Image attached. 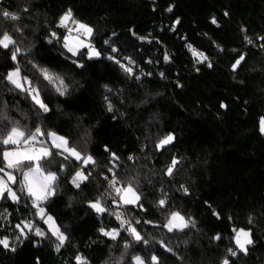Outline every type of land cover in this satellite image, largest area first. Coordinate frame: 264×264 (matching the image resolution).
<instances>
[{
  "label": "trees",
  "instance_id": "trees-1",
  "mask_svg": "<svg viewBox=\"0 0 264 264\" xmlns=\"http://www.w3.org/2000/svg\"><path fill=\"white\" fill-rule=\"evenodd\" d=\"M2 4L19 19L0 14V37L6 32L14 41L7 48L0 46V112L6 116L0 128L15 117L31 133L40 128L44 135L37 134V139L44 143L49 133L57 132L82 157L91 155L95 164L84 169L88 179L76 187L72 180L81 170L80 161L65 159L68 153L58 155L54 147L52 155L41 160L45 170L57 176L53 195L39 206L67 237L59 252V241L36 214L32 196L21 190L20 174L7 168L17 175L12 187L18 200L7 192L0 198V239L9 241L7 249L0 245V264H77V256L86 264H136L139 256L147 264H153V256L156 264H223L225 259L229 264H264V0ZM69 10L71 19L93 29L91 45L99 58L89 59L87 47L76 56L64 48L66 33L59 23ZM188 45L207 60L198 62ZM109 55L132 67L133 73L107 59ZM240 55L244 60L233 71ZM126 58L134 63L129 65ZM17 68L23 81L31 82L24 90L7 79ZM42 69L51 81L44 79ZM61 80L67 88L64 95L56 90L63 87ZM28 87L39 91L47 112L34 103ZM170 133L175 142L159 150L157 144ZM4 148L0 146V168H6ZM112 153L118 159L113 160ZM173 158L178 163L169 176L166 168ZM109 168L121 186L132 183L138 204H113L112 197L120 198L105 179L112 176ZM101 196L106 211L98 214L89 202ZM161 199L166 200L163 207ZM121 208L148 243L120 228L112 213ZM173 212L189 221L186 228L169 232L164 227ZM24 220L33 223L32 231L25 230L27 238L16 227ZM36 227L45 236H36ZM101 228L116 229L119 235L112 239ZM239 228L253 231L254 244L247 254L235 243L233 229ZM229 249L237 255L231 256Z\"/></svg>",
  "mask_w": 264,
  "mask_h": 264
},
{
  "label": "snow or ice",
  "instance_id": "snow-or-ice-1",
  "mask_svg": "<svg viewBox=\"0 0 264 264\" xmlns=\"http://www.w3.org/2000/svg\"><path fill=\"white\" fill-rule=\"evenodd\" d=\"M168 11L171 12L172 8L169 7ZM0 14H2L3 17L9 18L13 21L19 19V17L16 14L10 13V12L3 10V9H0ZM226 15H227V13H226ZM71 17H72V13H71V10H69L61 18V21H60L61 26H64L65 22L67 20H69ZM73 23L77 24L78 29L82 30L83 34L85 36L91 37V35L93 33V29L91 27H89L86 24L80 23L78 21H73ZM177 23H179V21H177ZM212 23L215 24L216 20L213 19ZM52 35H53V37L56 36L55 33H53ZM139 39L143 40L146 38L145 37H139ZM245 39L248 40L247 37H245ZM262 39H264V38H262ZM64 40H65V43L63 45L64 48L67 49L68 52L72 53L73 56H76L78 54H82V53H78V50L76 48L71 47L69 45V43H68L69 37L65 36ZM51 42L52 41L49 40V43H51ZM13 43H14V41L6 32L2 35V37H0V46H2L4 48H7L10 44H13ZM105 43L107 44L108 41H105ZM248 43H252V41L248 40ZM80 47H87L88 48L87 55H88L89 59L99 58L100 52L97 51L91 44H85L83 41H80ZM188 49L190 52H192V55L194 57H199L198 62H203L204 60H207V57L204 56L203 53H198L195 49H193V47L191 45H188ZM111 51L113 53H116L118 50L116 48H112ZM12 59L13 60L16 59V53L15 52H13ZM107 59L112 60L115 63L119 64L121 69H123L125 72H127L129 74L133 73L132 67L121 63L119 60L116 59L115 56L109 55L107 57ZM126 59H128L129 65L134 63L130 58H126ZM169 59H170V57L167 54H165V56H164L165 62H167ZM243 60H244L243 55H240L239 58L236 59L235 63L232 65L233 71H235L237 69V67L241 64V62ZM73 63L77 64L78 67H83V65L79 64L78 61L74 60ZM208 66L211 67V64H209ZM41 71H42V74L44 76V79L49 80V81L52 80V77L48 74L46 69H42ZM161 75H163V73H161ZM18 77H19V69L17 68L16 71L9 72L7 79L12 84H14L16 86V88L24 90L23 84L19 81ZM137 79H139V77H137ZM27 83L29 85L31 84L30 81H27ZM63 83L64 82L61 80L60 84L62 86H63ZM56 90L61 95H64L65 92L67 91V88H66V86L57 87ZM30 95H31L34 103L39 105V107L44 112L48 111L47 106L39 99V91L38 90L32 89L30 92ZM221 107H226V105L222 104ZM108 111H112L111 103L108 104ZM5 118H6L5 114L0 112V119H5ZM7 127L8 126L5 125L4 128H0V144H3V145H9V144L20 145L21 143H23V145L25 146V149L23 152H21L19 150V148H17V150H15V151H7V150L4 151L2 155H3V160L5 161V164H6V168H13L16 164L21 163L22 160L35 162L34 168H30L29 171L22 173L23 179L21 182V184H22L21 190H23V188H25V187L27 188L29 196L34 197V199L32 200V205H33V207L37 208L36 214L38 216H40L41 219H44L45 209L43 207L39 206V201L47 199L48 196L53 195V192L51 191L50 185L52 184V182H54L57 179V176H56V173H54V172H48L47 175H44V173L42 172V170L39 166V161L42 158L51 156L52 152L49 150L48 146H42L38 150L32 148L33 142H35L37 140V134L44 135V133L41 132L40 128H37L35 130V133L29 132L28 135L26 136L25 131L20 130L18 125H14L11 127L10 132L5 137L4 131ZM260 130L262 133H264V118H261V120H260ZM48 135L50 136V138L52 140L51 147H54L55 149L59 150L57 152L58 155H64V153H68V156L64 157L65 159H68L70 156V157L75 158L77 161H80L81 170L76 172V174L72 180V183L76 187H80V183L83 181H86L88 179V175H85L84 169H86L89 164H95L93 157L91 155H87L86 157H82L81 153L79 151H77V149L75 147H69L68 146V141L65 139V137L58 136L56 133H49ZM173 140H174V137L171 134H169L168 136H166L164 139H162L159 142L157 147L162 148L165 145L170 144ZM40 143L43 145L44 142L41 141ZM105 151H109V149L106 147ZM111 155H112L113 160L118 159V157H116L115 153H112ZM129 159H132V157H129ZM177 163H178V161L175 158H173V160L171 161V164L166 168V174L167 175H169V176L172 175L173 169L175 168ZM108 171L113 172V169L109 168ZM0 173H3L4 176H7L9 181L15 182V177L12 176L10 172H7L5 170V168H0ZM33 176H38L39 178H41L43 181L46 182L43 185V188L48 189L46 193L41 191L38 194L37 192L33 191L31 179H30ZM105 179L108 180L109 189H111L112 192H115L116 196H118L120 198L119 201H117L115 197H112L113 204L116 205L117 208L120 207L121 203L124 205H136V204H138V202L140 201V196L137 194L136 190L133 188L131 182H129L126 187L125 186H119L118 187L117 185L119 184V181L117 180L116 174L114 172H113L111 179H108V177H105ZM5 190H7L8 197H10L14 201L18 200L16 193L13 192L10 187L7 186V183L5 182L3 176H0V197L3 196ZM184 191H185V193H187V189H184ZM109 195H110V193H109ZM102 200H103V196L98 197L94 202H89V206L92 209H94L96 211V213H98V214H102L106 211L105 207L102 206ZM158 203L161 207H163L166 204V200L161 199V200H159ZM139 206L141 208H143V205H139ZM213 212H214V214H216L215 210H213ZM112 214L115 215V217L118 221H120V228L121 229L126 230L131 236H133V238L136 241H143L144 243H148L147 240L143 239V237L140 235V233L137 231V229L133 226L132 223H130L128 220L122 218L123 213L116 211V212H113ZM177 221H179V222L177 223ZM44 222H45V224L48 225V228L51 231V234L53 236H55L57 238V240L59 241V243L56 245V249H55L57 252H59L61 247L63 246L65 240L67 239V237L64 236L63 233H61L59 227L56 225L55 220L51 215H48L47 218L44 220ZM250 222H251V218H250ZM135 223L139 224L140 221L137 220ZM145 223H151V221H145ZM188 223H189V221H185L184 217L181 216L180 213L173 212L171 214L170 219L164 225V227H166L169 232H172L174 229L182 230L183 228H186L188 226ZM125 225H127V228H125ZM16 227H17V229L20 230L21 235L25 236V238H27V236L25 235L24 229H28L29 231L33 230V225L30 222L24 223L23 226H21V224H17ZM233 231L235 232V243H236L237 247L239 248V250L241 252H244L246 254L247 253L246 245H251L253 243V240L251 239V233L248 231H245L244 229H240L238 231L236 229H233ZM100 232L105 236L111 237L112 239H115L119 235V232L116 229H113L112 231H105L103 228H101ZM35 235L43 237V236H45V232L42 231L39 227H36L35 228ZM17 239H19V237H17ZM215 239L219 240L220 236H216ZM160 244L162 247L167 248V245L165 244L164 241H160ZM0 245H2L5 249L9 248L8 238L4 237V238L0 239ZM125 247H127V245H125ZM167 250L171 251L170 248H167ZM12 251H15V249L13 248ZM228 251L230 252L231 256L237 255V252L233 251L232 249H229ZM136 260H137V264H141L139 257H137ZM76 261H77V264H86V262L83 260V258L81 256H77ZM152 261H153V264H156L157 258L155 256H153ZM223 264H229L228 259H225L223 261Z\"/></svg>",
  "mask_w": 264,
  "mask_h": 264
},
{
  "label": "rangeland",
  "instance_id": "rangeland-1",
  "mask_svg": "<svg viewBox=\"0 0 264 264\" xmlns=\"http://www.w3.org/2000/svg\"><path fill=\"white\" fill-rule=\"evenodd\" d=\"M74 19H69L65 22V25L68 24L70 21H72ZM60 25V23H59ZM67 37H69V40H68V43L71 47H74L76 48L78 51L80 48V41H83L85 44H90V41L92 38L91 37H88V36H79V35H76V34H66ZM65 42V40H64ZM16 71V70H14ZM13 72V71H12ZM19 81L23 84V89H25L26 86H28L29 84L27 83V80L23 81L22 79V75L19 71V77H18ZM33 88L31 87H28L27 90L29 92H31ZM39 99L41 100L40 96H39ZM16 119V120H15ZM8 127L5 129L4 131V135L5 137L8 135V133L10 132L11 130V127L14 126V125H18L20 130L22 131H25V135L27 136L28 133L31 131L30 130V127L27 125V124H24L22 123L21 121H19L17 118L15 117H9V119L7 120L6 124ZM4 128V127H3ZM51 133H56L58 136H62L64 137L63 135L57 133V132H51ZM65 139L67 140V138L65 137ZM68 141V140H67ZM41 141H39V139H37L35 142H33L32 144V148L33 149H40L42 146H48L49 147V150H51V145H52V140L49 136V139H48V142L47 143H43V145L40 143ZM0 146H3V144H0ZM68 146H69V143H68ZM70 147V146H69ZM17 148H19V150L21 152L24 151L25 149V146L23 145V143H21L20 145H12V144H9V145H5V148H4V151H15L17 150ZM11 159V158H10ZM43 159V158H42ZM41 159V160H42ZM41 160L39 161V166L42 170V172L44 173V175H47L48 171L45 170V168L42 166V163H41ZM5 162V161H4ZM6 165V164H5ZM35 167V162H30V161H26V160H22L21 163L19 164H16L13 168H9V169H12V170H15L17 173H19L20 175V180L22 182V179H23V176H22V173L23 172H27L30 170V168H34ZM113 175V173H112ZM2 176V175H0ZM112 177V176H111ZM5 182L7 183V186L10 187L12 189L13 192L16 193V191L14 190V188L12 186L9 185L8 181L5 179V177H3ZM116 178L118 180V176L116 175ZM31 179V184H32V187H33V191L37 192L38 194L43 191V192H47L48 189H45L43 188V185L46 183L45 181H43L41 178H39L38 176H33L30 178ZM53 183V182H52ZM119 186H121L120 184H118ZM52 184L50 185V188H51ZM23 190L28 193L27 191V188H23ZM5 192H7V190H5ZM137 192V191H136ZM138 194V193H137ZM16 196H17V193H16ZM18 197V196H17ZM1 198V197H0ZM34 199V197H32ZM124 205V204H123ZM126 206V205H125ZM42 207V206H40ZM181 215V214H180ZM47 214H45V217H44V220L47 218ZM182 216V215H181ZM40 218V216H38ZM185 219V218H184ZM185 221H187L185 219ZM30 223H32V221H28ZM26 220L22 221L20 224L21 226H23L24 223H28ZM179 221H177L178 223ZM56 223V222H55ZM33 225V223H32ZM57 225V224H56ZM46 226L48 227V225L46 224ZM58 226V225H57ZM26 229H24V232H25ZM20 232V230H19ZM140 258V256H139ZM140 262L141 264H147L145 263V260L140 258ZM136 264H137V260H136Z\"/></svg>",
  "mask_w": 264,
  "mask_h": 264
},
{
  "label": "built area",
  "instance_id": "built-area-1",
  "mask_svg": "<svg viewBox=\"0 0 264 264\" xmlns=\"http://www.w3.org/2000/svg\"><path fill=\"white\" fill-rule=\"evenodd\" d=\"M0 9L6 10V11H8V12H10V13H14V14H16V15L18 16L17 13H15L14 11H11L8 7L4 6V5L2 4V0H0ZM73 21H78V20L74 19V20L70 21L68 24H66V25H64V26H61V24H60V27L62 28V30H63L66 34H76V35H79V36H85V35L83 34V31H82V30H79L77 24H76V23H73ZM78 22H79V21H78ZM70 30H71V31H70ZM89 41H90V44L95 45V41H93L92 39L89 40ZM111 178H112V177H110L109 179H111ZM117 186L119 187V185H117ZM118 211L121 212V213H123V217H122L123 219H126V220H128L130 223H132L130 217L128 216V214L126 213V211H125L124 208H121V209H119ZM114 218L116 219L115 215H114ZM116 221H117L118 223H120V221H118L117 219H116Z\"/></svg>",
  "mask_w": 264,
  "mask_h": 264
},
{
  "label": "water",
  "instance_id": "water-1",
  "mask_svg": "<svg viewBox=\"0 0 264 264\" xmlns=\"http://www.w3.org/2000/svg\"><path fill=\"white\" fill-rule=\"evenodd\" d=\"M94 48H95V47H94ZM95 49H96V48H95ZM96 50H97V49H96ZM97 51H98V50H97ZM170 134L174 137V140H173L170 144L165 145V146L162 147V148H158L159 150H162V149H164V148H166V147L172 145V144L175 142V139H176L175 134H174V133H170ZM167 136H168V135H167ZM164 138H165V137H164ZM164 138H163V139H164ZM159 142H160V141H159ZM158 144H159V143H158ZM158 144H157V145H158ZM5 170H6L7 172H10L11 175L15 177V182L9 181L8 178H7V176H4L3 173H0V175H2L3 177H5V179L8 181V183H9L10 186H14V185L17 183V180H18L17 175H16L14 172H12L11 170L7 169V168H5ZM240 229H244L245 231H248V232L251 233V239L253 240V243H252L251 245H246V247H247V253H248L249 248H251V247L253 246V244H254L253 231H252L251 229H245V228H239L238 230H240ZM238 230H237V231H238ZM236 246H237V245H236ZM237 248H238V247H237ZM238 249H239V248H238ZM242 253H244V252H242ZM247 253H246V254H247Z\"/></svg>",
  "mask_w": 264,
  "mask_h": 264
},
{
  "label": "crops",
  "instance_id": "crops-1",
  "mask_svg": "<svg viewBox=\"0 0 264 264\" xmlns=\"http://www.w3.org/2000/svg\"><path fill=\"white\" fill-rule=\"evenodd\" d=\"M16 120V119H15ZM51 191H53V190H51Z\"/></svg>",
  "mask_w": 264,
  "mask_h": 264
}]
</instances>
